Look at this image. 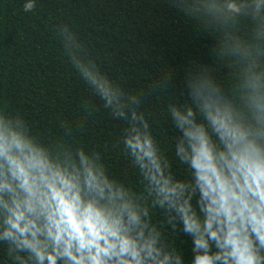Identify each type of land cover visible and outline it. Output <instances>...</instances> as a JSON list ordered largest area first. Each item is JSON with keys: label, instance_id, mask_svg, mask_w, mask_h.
I'll use <instances>...</instances> for the list:
<instances>
[{"label": "clouds", "instance_id": "9594fccd", "mask_svg": "<svg viewBox=\"0 0 264 264\" xmlns=\"http://www.w3.org/2000/svg\"><path fill=\"white\" fill-rule=\"evenodd\" d=\"M169 4L216 41L210 64L185 70L179 94L169 69L148 92H125L77 32L56 27L91 96L84 118L103 109L126 123L118 143L138 188L115 178L100 152L74 146L71 125L45 142L22 115L0 112V244L12 264H185L179 233L191 239V264H264V0ZM156 94L184 101L167 112L186 178L174 174L140 110Z\"/></svg>", "mask_w": 264, "mask_h": 264}, {"label": "trees", "instance_id": "16d2710c", "mask_svg": "<svg viewBox=\"0 0 264 264\" xmlns=\"http://www.w3.org/2000/svg\"><path fill=\"white\" fill-rule=\"evenodd\" d=\"M25 2L0 0V112L22 115L31 133L45 142L62 137V125H71L74 146L100 152L115 178L138 188L135 170L118 143L127 125L103 109L84 118L82 106L91 96L63 52L57 25L77 32L88 58L125 92L135 94L148 92L168 69L179 94L185 70L194 63L210 64L208 49L216 41L202 36L198 30L203 32V26L197 29L169 0H36L29 13L23 11ZM173 102L184 101L149 95L140 110L174 174L186 178L187 169L174 154L179 132L167 112ZM154 219L159 221V214ZM173 242L185 264H191V239L179 233ZM0 264H12L3 244Z\"/></svg>", "mask_w": 264, "mask_h": 264}]
</instances>
